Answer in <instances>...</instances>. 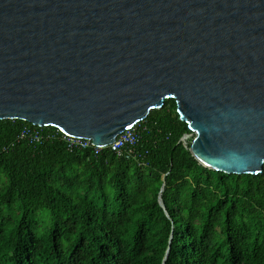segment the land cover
<instances>
[{
  "label": "water",
  "instance_id": "obj_1",
  "mask_svg": "<svg viewBox=\"0 0 264 264\" xmlns=\"http://www.w3.org/2000/svg\"><path fill=\"white\" fill-rule=\"evenodd\" d=\"M170 98L203 165L264 171V0H0V120L104 146Z\"/></svg>",
  "mask_w": 264,
  "mask_h": 264
},
{
  "label": "trees",
  "instance_id": "obj_2",
  "mask_svg": "<svg viewBox=\"0 0 264 264\" xmlns=\"http://www.w3.org/2000/svg\"><path fill=\"white\" fill-rule=\"evenodd\" d=\"M146 121L141 163L61 139L0 154V264H264V171L203 165L174 98ZM26 126L0 120V147Z\"/></svg>",
  "mask_w": 264,
  "mask_h": 264
},
{
  "label": "built area",
  "instance_id": "obj_3",
  "mask_svg": "<svg viewBox=\"0 0 264 264\" xmlns=\"http://www.w3.org/2000/svg\"><path fill=\"white\" fill-rule=\"evenodd\" d=\"M57 130H46L44 126H26L19 133L17 138L8 144L0 147V154L9 152L14 148L17 143L21 141H27L30 144H42L44 142H51L57 139H61L67 143L70 151L75 149H87L93 148L98 154L105 148H110L119 158H130L138 160L141 163L142 154L139 151V144L143 141L146 133H150L151 127L147 123L146 119L138 122L132 127L120 133L116 140L109 145L99 146L93 143L91 138L75 137L67 134L61 128L56 127ZM193 130L184 133L180 141L188 146L191 143L193 136ZM143 163V162H142Z\"/></svg>",
  "mask_w": 264,
  "mask_h": 264
}]
</instances>
